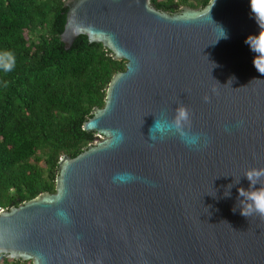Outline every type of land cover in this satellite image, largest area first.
Masks as SVG:
<instances>
[{
  "label": "water",
  "instance_id": "95a60500",
  "mask_svg": "<svg viewBox=\"0 0 264 264\" xmlns=\"http://www.w3.org/2000/svg\"><path fill=\"white\" fill-rule=\"evenodd\" d=\"M213 2L171 11L150 0L61 3L64 49L83 35L125 64L82 124L100 139L58 159L53 192L0 209V255L31 264H264V219L242 216L237 192L249 187L246 169L264 168V73L245 43L259 27L249 0ZM217 25L226 39L217 40ZM178 103L199 147L178 135L150 140L156 117L171 118Z\"/></svg>",
  "mask_w": 264,
  "mask_h": 264
},
{
  "label": "trees",
  "instance_id": "16d2710c",
  "mask_svg": "<svg viewBox=\"0 0 264 264\" xmlns=\"http://www.w3.org/2000/svg\"><path fill=\"white\" fill-rule=\"evenodd\" d=\"M66 0H0V51L16 58L0 71V208L54 189L55 165L75 156L96 134L83 122L103 104L111 76L124 67L82 35L59 44L61 3ZM208 0H150L159 10L202 8ZM8 86H4V82ZM0 264H31L0 255Z\"/></svg>",
  "mask_w": 264,
  "mask_h": 264
},
{
  "label": "clouds",
  "instance_id": "9594fccd",
  "mask_svg": "<svg viewBox=\"0 0 264 264\" xmlns=\"http://www.w3.org/2000/svg\"><path fill=\"white\" fill-rule=\"evenodd\" d=\"M214 3L215 0L213 5ZM249 6L251 15L259 27V32L258 34L249 35L245 39V43L256 54L253 59L254 66L259 72L264 73V0H249ZM217 26L219 30L217 40L220 38L226 39L227 33L225 30L221 26ZM15 65L16 58L11 51H0V71L4 73L12 72ZM4 86H8L7 81L4 82ZM205 100H207V97H205ZM170 134L178 135L189 147L200 146L201 134L192 132L191 113L183 103L177 104L171 118H168L167 115H163L159 119L156 117L154 126L150 129V140L153 142L158 139L162 140ZM244 176L249 181V187L247 189L243 187L237 189L240 214L244 217L255 215L264 219V168H248L245 170ZM236 183H239V181ZM228 187L230 189L232 185ZM226 195H230V192Z\"/></svg>",
  "mask_w": 264,
  "mask_h": 264
},
{
  "label": "rangeland",
  "instance_id": "374dc122",
  "mask_svg": "<svg viewBox=\"0 0 264 264\" xmlns=\"http://www.w3.org/2000/svg\"><path fill=\"white\" fill-rule=\"evenodd\" d=\"M99 139H100L99 137L96 138V140H99Z\"/></svg>",
  "mask_w": 264,
  "mask_h": 264
}]
</instances>
